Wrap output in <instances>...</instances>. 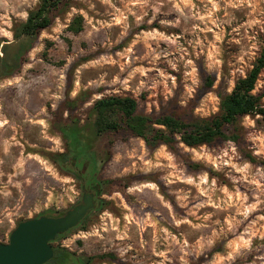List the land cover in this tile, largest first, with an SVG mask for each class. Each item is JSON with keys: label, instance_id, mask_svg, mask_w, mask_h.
Here are the masks:
<instances>
[{"label": "rangeland", "instance_id": "374dc122", "mask_svg": "<svg viewBox=\"0 0 264 264\" xmlns=\"http://www.w3.org/2000/svg\"><path fill=\"white\" fill-rule=\"evenodd\" d=\"M38 4L0 0L2 45ZM263 47L264 0H73L0 80V243L21 221L79 203L73 170L50 156L67 152L61 126L87 125L110 96L154 118H211ZM255 93L264 104V70ZM229 131L238 142L198 147L151 146L127 130L100 137L86 168L101 205L55 246L92 264H264V120Z\"/></svg>", "mask_w": 264, "mask_h": 264}, {"label": "trees", "instance_id": "16d2710c", "mask_svg": "<svg viewBox=\"0 0 264 264\" xmlns=\"http://www.w3.org/2000/svg\"><path fill=\"white\" fill-rule=\"evenodd\" d=\"M72 1L39 0L38 6L29 12L27 20L16 25L14 41L4 45L0 43V80L19 72L40 34L54 24L58 14L69 8ZM82 29V17L79 16L70 30L78 34ZM263 70L264 47L247 75L236 82L230 94L222 97L219 113L206 119L186 121L173 115L154 118L138 114L137 101L131 97L102 98L91 108L92 120L87 125L74 123L60 127L67 142V152L51 154V159L64 170H69L72 162L81 164L83 168L89 166L90 171L95 170L98 160L92 148L94 142L106 134L122 130L131 132L151 146L158 143L170 145L178 141L189 147L212 145L220 140L238 142L239 135L231 133L229 129L235 128L240 118L260 116L264 120L263 95L255 93ZM66 235H59L51 242L54 257L47 264H92L93 257L77 255L61 245L55 246V242Z\"/></svg>", "mask_w": 264, "mask_h": 264}, {"label": "water", "instance_id": "95a60500", "mask_svg": "<svg viewBox=\"0 0 264 264\" xmlns=\"http://www.w3.org/2000/svg\"><path fill=\"white\" fill-rule=\"evenodd\" d=\"M92 200L66 211L63 216H40L21 221L8 243H0V264H47L54 257L51 242L80 225L92 210Z\"/></svg>", "mask_w": 264, "mask_h": 264}, {"label": "flooded vegetation", "instance_id": "af4514ba", "mask_svg": "<svg viewBox=\"0 0 264 264\" xmlns=\"http://www.w3.org/2000/svg\"><path fill=\"white\" fill-rule=\"evenodd\" d=\"M75 174L76 179L79 182L80 186V201L77 205L92 200L94 206L90 210L89 214L84 218V220L101 205L100 199V186L99 182L92 177L87 168H83L76 163L72 162L71 168ZM69 169V170H70ZM75 205V206H77ZM83 222V221H82ZM81 222V223H82Z\"/></svg>", "mask_w": 264, "mask_h": 264}]
</instances>
